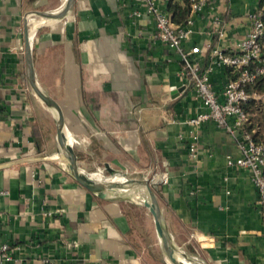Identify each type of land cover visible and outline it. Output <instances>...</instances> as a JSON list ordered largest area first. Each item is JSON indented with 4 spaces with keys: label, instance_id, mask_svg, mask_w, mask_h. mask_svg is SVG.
Listing matches in <instances>:
<instances>
[{
    "label": "crops",
    "instance_id": "0c3cea01",
    "mask_svg": "<svg viewBox=\"0 0 264 264\" xmlns=\"http://www.w3.org/2000/svg\"><path fill=\"white\" fill-rule=\"evenodd\" d=\"M66 1L0 0V244L11 245L5 264H173L147 206L102 198L64 167L58 119L30 84L27 31L35 78L76 137L81 168L110 182L122 180L119 174L152 176L171 239L194 262L264 264L257 190L244 168L226 164L236 141L213 120L187 121L205 108L180 74L179 53L154 36V17H133L136 0H74L62 18L47 15ZM156 3L172 15L170 1ZM258 5L208 0L192 15L182 46H199V71L217 91L233 75L214 61V49L229 51Z\"/></svg>",
    "mask_w": 264,
    "mask_h": 264
},
{
    "label": "built area",
    "instance_id": "2783aa9c",
    "mask_svg": "<svg viewBox=\"0 0 264 264\" xmlns=\"http://www.w3.org/2000/svg\"><path fill=\"white\" fill-rule=\"evenodd\" d=\"M139 8L131 12L133 17L138 18L152 15L155 19V37L162 40L170 48L175 49L182 60L180 74L186 82L192 83L196 96L201 100L204 110L190 117L187 121L199 126L209 120L228 131L236 141L237 154L227 155L226 164L244 168L255 186L258 204L264 205V139L256 141L246 129L248 114L242 107V103L251 97L264 95L250 94L246 91V85L254 81L259 75H264V54L262 52V41L264 38V22L260 9L248 12L250 28L234 46L227 51L221 47L214 49V61L228 67L230 76L222 90L214 89L211 80L206 73L199 71L200 64L194 55L199 52L198 45L190 49L182 46V41L190 37L192 15L201 10L208 0H192L190 13L184 23L176 24L172 20L169 11L163 10L156 3L157 0H136ZM169 2L171 0H164ZM216 21H218L216 19ZM190 156L198 160L196 144L191 142L188 146ZM156 174V172H154ZM163 180L167 177L166 172H161ZM153 178L150 179L151 182ZM264 216V210H263ZM11 245L8 242L0 244V264H5L11 258Z\"/></svg>",
    "mask_w": 264,
    "mask_h": 264
},
{
    "label": "water",
    "instance_id": "95a60500",
    "mask_svg": "<svg viewBox=\"0 0 264 264\" xmlns=\"http://www.w3.org/2000/svg\"><path fill=\"white\" fill-rule=\"evenodd\" d=\"M73 3L74 0H67L65 5L59 11L51 13L52 18H62L66 14V12H68L69 9L73 6ZM24 52L26 66L30 75V84L35 95L54 113L59 121L57 138L59 152L62 153L66 159H68L69 168L67 170L71 173L74 179L82 184L86 189L105 199L137 201L140 198L143 199V205L147 206L154 216L161 246L165 254L169 256L170 261L173 264H198L197 262H194L193 259L189 257L185 252L178 249V247H176V245L173 243L166 225L163 209L160 205L157 194L152 187L151 181H147L144 178L127 179L126 181H123L121 183L118 182L115 184L117 187H121L122 185H129L138 182L142 183L146 187V191L141 195V197L114 193L109 189L108 186L110 184L107 181L94 179L91 172H87L79 166L73 145L76 141V137L69 135V132L64 124L63 114L61 110L59 109L55 101L45 93V91L41 88L35 78L31 58V43L28 36V31L26 33ZM177 92L178 90L174 91L173 94H176ZM185 259H188L189 261H191V263H187Z\"/></svg>",
    "mask_w": 264,
    "mask_h": 264
},
{
    "label": "trees",
    "instance_id": "16d2710c",
    "mask_svg": "<svg viewBox=\"0 0 264 264\" xmlns=\"http://www.w3.org/2000/svg\"><path fill=\"white\" fill-rule=\"evenodd\" d=\"M184 5L181 6L177 1L171 0L168 8L172 12V20L175 23L185 22L190 13V4L192 0H183ZM258 9L262 12L264 22V0H259ZM262 52L264 54V38L262 41ZM246 91L250 94L264 95V75L257 76L253 82L246 85ZM242 107L248 114L246 129L251 133L256 141L264 139V102L261 97H251L242 103ZM264 210V205H263Z\"/></svg>",
    "mask_w": 264,
    "mask_h": 264
},
{
    "label": "bare ground",
    "instance_id": "6f19581e",
    "mask_svg": "<svg viewBox=\"0 0 264 264\" xmlns=\"http://www.w3.org/2000/svg\"><path fill=\"white\" fill-rule=\"evenodd\" d=\"M47 15L49 16V17H52V14L51 13H47ZM41 19H45V17H41L39 20L37 19V20H33V22H32V24H31V28H32V30H35V28H36V26L38 25V23L40 22V20ZM57 124L59 125V121H57ZM59 155H60V159H61V162L63 163V165H64V167H66L67 169L69 168V161H68V159H66L65 157H64V155L62 154V153H59ZM113 174H115V173H113ZM98 180H100V181H107L106 179H98ZM123 181H126V179H122V180H120V181H118L119 183H121V182H123ZM110 185L108 186L109 187V189L111 190V191H113L114 193H120V194H127V195H131V196H138L139 197V194H140V190L138 189V188H132L130 191H126L127 190V186L128 185H122L121 187H117L115 184L116 183H118V182H110V181H107ZM134 184H142V183H134ZM129 185H133V184H129ZM138 187V186H137ZM145 189H146V187L145 186H143ZM146 190H144V191H142V192H145ZM137 201V200H136ZM138 201H139V203H141L142 204V202H143V199H138ZM155 222V221H154ZM167 257H168V259H169V256L168 255H166ZM170 260V259H169ZM186 260V262L187 263H191V261H189L188 259H185Z\"/></svg>",
    "mask_w": 264,
    "mask_h": 264
},
{
    "label": "rangeland",
    "instance_id": "374dc122",
    "mask_svg": "<svg viewBox=\"0 0 264 264\" xmlns=\"http://www.w3.org/2000/svg\"><path fill=\"white\" fill-rule=\"evenodd\" d=\"M33 17V16H32ZM31 20V19H30ZM110 174H112V173H106L105 175H103L104 177L106 176H108V175H110ZM116 174H119V173H116ZM119 175H121L122 176V178H124V179H141V177H129V176H126V175H122V174H119ZM152 178V176H149V178L148 177H146V178H144V179H146L147 181H150V179ZM138 186V187H137ZM144 185L143 184H133V185H128L127 186V192L128 191H130L132 188H138L141 192H140V194H139V196L141 197V195L144 193V192H142V191H144V190H146L144 187H143ZM142 204H143V202H142Z\"/></svg>",
    "mask_w": 264,
    "mask_h": 264
}]
</instances>
